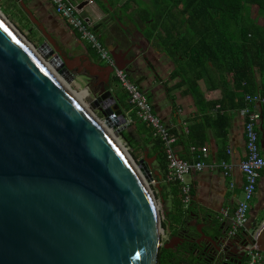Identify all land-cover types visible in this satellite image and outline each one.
I'll return each mask as SVG.
<instances>
[{
    "label": "water",
    "instance_id": "1",
    "mask_svg": "<svg viewBox=\"0 0 264 264\" xmlns=\"http://www.w3.org/2000/svg\"><path fill=\"white\" fill-rule=\"evenodd\" d=\"M30 17L45 39L36 50L39 58L66 83L79 74L96 80L93 90L88 87L90 107L122 137L126 112L111 91L118 87L110 78L113 69L65 54ZM10 25L0 18V264H157L161 247L173 249L182 240L160 243L153 197L141 179L158 175L147 151L138 162L140 177ZM131 51L111 56L134 78L141 62ZM216 218L209 214V228ZM227 226L221 223L219 235L209 237L216 253L238 242L227 238ZM253 238L264 255V220Z\"/></svg>",
    "mask_w": 264,
    "mask_h": 264
},
{
    "label": "trees",
    "instance_id": "2",
    "mask_svg": "<svg viewBox=\"0 0 264 264\" xmlns=\"http://www.w3.org/2000/svg\"><path fill=\"white\" fill-rule=\"evenodd\" d=\"M95 1L107 12L109 9L113 12L117 10L123 17H136L143 25V38L171 60L173 69L169 78L177 80L174 87H182L183 93L192 97L199 115L194 117L188 126L185 135L188 157L183 159H191V147L205 146L209 131L220 141L217 144V158H225L224 140L230 124L228 111L244 107V99L239 98V94L245 97L257 92L254 70L258 69L259 73L264 75V24L258 26L251 21L247 10L250 6H257L259 13L264 17V0H106V3ZM17 2L21 27L28 30V34L33 38L39 36L40 33L33 27L30 19L32 15L26 7V2ZM226 75H231L232 79L229 89L226 88ZM202 80H206L211 86L213 84L215 89L222 86V98L205 102L199 87ZM119 93L121 96L117 97V100L132 119V125L122 132V137L131 148L133 159H141L145 150L148 151V158L155 157L160 179L154 178L153 182L159 184L158 189H168L170 192V206L163 213L161 227L164 229L169 224L173 228L171 233L175 234L185 226L196 210L191 201L184 207L181 185L166 180L167 161L163 142L153 135L147 124L136 118L135 110L121 87ZM215 108H218L216 114L210 115L209 112ZM261 129L264 131V108L261 111ZM171 134L176 136L175 132ZM126 154L131 160L129 153ZM162 183L163 186L160 185ZM156 190L153 188L157 198L159 193ZM161 200L163 203L167 202L164 197ZM263 220L264 216L255 223L252 231H255ZM180 252V247L175 252L161 247L157 264H177Z\"/></svg>",
    "mask_w": 264,
    "mask_h": 264
},
{
    "label": "crops",
    "instance_id": "3",
    "mask_svg": "<svg viewBox=\"0 0 264 264\" xmlns=\"http://www.w3.org/2000/svg\"><path fill=\"white\" fill-rule=\"evenodd\" d=\"M26 7L34 19L41 24L46 33L55 41V43L72 58L87 57L92 63L101 67L111 69L102 63L93 52V50L82 41L79 36L72 31L65 22L56 15L51 3L48 0H24ZM102 1V0H101ZM77 6L83 4L81 14L83 17L96 27V33L99 35L102 43L108 49V52L122 55L130 46L133 47L131 53L137 54L140 58V72L134 78L129 80L136 84L144 93L151 104L153 113L160 118L163 125L170 133L175 132L174 150L182 159L187 158V142L185 135L192 119L199 115L192 97L183 93V88H175L177 80H171L170 74L173 64L165 54L155 47L151 42L143 38L139 24L134 18L123 17L117 10L111 9L105 11L95 0H74ZM103 2V1H102ZM104 3V2H103ZM108 7V6H107ZM249 19L258 26L264 24V17L259 13L257 6L248 7ZM133 27V28H132ZM122 60L118 63L121 65ZM255 80L257 92L264 96V75L255 69ZM113 74V72H112ZM114 80L113 84L117 88H111L114 97H120V85ZM83 75V74H82ZM104 79V75H101ZM86 77V76H85ZM213 79V75H212ZM231 75H226V88H230ZM137 82V83H135ZM216 83V82H214ZM97 84L96 80L88 79V87L92 90ZM215 85V84H214ZM199 87L204 95L205 102H214L222 98V86L215 89L206 80L199 82ZM210 87V88H209ZM254 94V93H253ZM239 98L244 99L242 94ZM234 104V101H232ZM246 106V102L244 107ZM256 108V107H255ZM264 105L257 106L256 109L262 111ZM218 108L212 109L209 114H216ZM241 109H232L228 111L230 124L227 129L226 139L224 140L225 158H217L218 141L212 131L208 132V139L204 146L206 148V157L203 159L206 167L201 172H192L186 177V182L191 187V202L197 213H215L219 218L222 211L232 213L238 201L241 198L243 177L239 169L240 163L246 157L245 137H244V119L239 113ZM126 117L129 114L126 112ZM259 143L264 149V131L259 128ZM147 151V150H146ZM190 152V151H189ZM191 159L196 158V154H191ZM148 156V151H147ZM144 157V154H143ZM141 157V159L143 158ZM148 158V157H147ZM139 159V160H141ZM221 160L229 164L228 175H223V170L219 166ZM151 163V171L158 174L153 157L148 158ZM154 178L160 179L157 175ZM231 184V186H230ZM163 186V183L160 184ZM159 184L155 183L154 188L159 193L158 200L163 205L170 203V192L168 189H158ZM167 200L163 203L162 198ZM170 206V204H169ZM264 169L260 172L257 190L250 205L247 227L252 230L256 222L264 215ZM219 221V220H218ZM256 231V230H255Z\"/></svg>",
    "mask_w": 264,
    "mask_h": 264
},
{
    "label": "built area",
    "instance_id": "4",
    "mask_svg": "<svg viewBox=\"0 0 264 264\" xmlns=\"http://www.w3.org/2000/svg\"><path fill=\"white\" fill-rule=\"evenodd\" d=\"M54 12L65 24L74 31L96 54L97 58L107 67L113 69V78L126 92L128 101L136 113V118L147 124L155 137L163 142L164 154L167 161V182H178L181 185L182 203L186 208L191 201V187L186 182V177L192 172H201L206 164L203 159L206 157V148L191 147V154H196V159L182 160L174 150L175 136L163 125L160 118L152 110L151 104L146 95L141 92L138 86L132 83L128 76L116 67L111 53L102 43L99 35L93 30V24L86 20L81 14V9L70 0H48ZM246 106L239 110L244 119V137L246 157L240 163L239 169L243 177L241 198L232 213L222 211L218 218L220 223L228 222L227 238H234L240 235L245 243L246 261L245 264H264V255L254 248L255 231L247 227L250 205L254 200L260 172L264 169V149L259 143V128L261 126V114L257 106L264 105V96L256 92L245 96ZM256 107V108H255ZM127 128L132 125V119L126 117ZM219 166L223 175L227 176L229 164L221 160ZM153 183V182H152ZM231 186V184H230Z\"/></svg>",
    "mask_w": 264,
    "mask_h": 264
},
{
    "label": "flooded vegetation",
    "instance_id": "5",
    "mask_svg": "<svg viewBox=\"0 0 264 264\" xmlns=\"http://www.w3.org/2000/svg\"><path fill=\"white\" fill-rule=\"evenodd\" d=\"M75 71L77 70L74 69L72 72L75 73ZM81 73H84L83 69ZM208 216L209 214L207 213L199 214L196 212L192 214L191 219L185 223V226L179 229L175 234L169 232L168 238L163 244L172 237H178L182 240L177 247L168 249L175 252L178 247L181 248L179 255L180 259L177 261V264H245L246 242L240 235L234 237L236 241H238L234 247H229L224 252L220 251L216 253L217 245L211 243L209 237L219 235L218 228L221 223L218 221V218H216L214 220L215 227L213 229L209 228L207 221ZM194 220H196L197 226L194 225ZM198 228L204 234L203 237L197 232ZM226 228L228 229V226Z\"/></svg>",
    "mask_w": 264,
    "mask_h": 264
},
{
    "label": "rangeland",
    "instance_id": "6",
    "mask_svg": "<svg viewBox=\"0 0 264 264\" xmlns=\"http://www.w3.org/2000/svg\"><path fill=\"white\" fill-rule=\"evenodd\" d=\"M17 1L18 0H0V11L2 13V15L0 13V16L4 20H6L8 24H11L12 27L20 35V37H22L27 42V44H29L31 47H33L34 50L36 51L37 48L40 46V43L42 44L43 41H45V39H44V37H43L40 29L37 27L36 24L33 23V21H32V23L34 25L33 27H35V29L40 33L39 36L36 35V37L33 38L32 36H30L28 34V30H26V29H24V28L21 27L22 23H20V21H19L20 13L18 12V4H17L18 2ZM134 20L137 22V24H139V27H143V25L138 21V19L136 17H134ZM44 61L46 63H48V60H45L44 59ZM57 75H59V74L57 73ZM59 77L62 79V77L60 75H59ZM66 84L69 86V89L71 91H73L74 93H77L78 94V93H80V92H82L84 90L87 91V96H81V102H82V104L88 109L89 112L91 111L99 119L98 120L99 122H103V117H102L101 113L98 112V111H96V110H93L90 107V101H91V98L92 97H91L90 88H88V85H87L88 84V78L85 77L82 74H79L78 76H75V78L73 79L72 82L66 83ZM91 112H90V114H91ZM110 130L115 134V135L113 134L114 136H112V138L115 141V143L118 145V147L120 148V150L126 156H127L126 153L127 152L129 153V155L131 157V160H132V163L137 168L138 167L139 159L138 160L133 159V157L131 155V148L126 144V142L124 141L123 137H121L120 134L117 133V131L115 129H110ZM139 173L142 175V173L140 172V170H139ZM142 177H143L142 179L144 180L143 182L147 183V187H148L149 191L152 194L153 202H154V204L156 206V209H157L156 212H157L158 224H159V237H160V243L162 245L163 242L168 238L169 232H172V230H173V228L169 224H167L168 226H166L164 229H162V227H161V223L164 220L163 213L167 209V207H169V204L167 203L166 205H163L155 197V195L153 193V188L155 186V183L153 182L154 180L153 181L146 182L147 181L146 178L143 175H142Z\"/></svg>",
    "mask_w": 264,
    "mask_h": 264
},
{
    "label": "bare ground",
    "instance_id": "7",
    "mask_svg": "<svg viewBox=\"0 0 264 264\" xmlns=\"http://www.w3.org/2000/svg\"><path fill=\"white\" fill-rule=\"evenodd\" d=\"M1 13V11H0ZM2 15V13H1ZM0 18L2 20H4L1 16ZM6 23L7 21L4 20ZM8 24V23H7ZM9 25V24H8ZM13 32L15 31L14 29L12 30ZM15 35L17 36V38L31 51V53L35 54L38 58H39V55L36 53V51L34 50L33 47H31L29 44H27V42L22 38L20 37V35L15 31L14 32ZM40 59V58H39ZM41 63L43 64V66L51 73V75H53V77L56 79V81L69 93V95L71 96V98L80 106L82 107L85 112L88 113V115H90V117H92L98 124L99 126L105 131V133L112 139V141L114 142V144L117 146V148L119 149V151L121 152V154L124 156V158L131 164L132 168L134 169V171L141 177L140 173H139V170L135 167V165L132 163V161L128 158V156H126L121 150L120 148L118 147V145L115 143V141L113 140L112 136H114L115 134L110 130L108 129L103 122H99L98 119H96L95 117H93L90 112L88 111V109L82 104L81 102V96H87V91L84 90L80 93H74L73 91H71L69 89V86L59 77V75H57L51 66L48 65V63L42 61L40 59ZM114 134V135H113ZM142 179V177H141ZM154 210H157L156 209V206L154 205Z\"/></svg>",
    "mask_w": 264,
    "mask_h": 264
}]
</instances>
